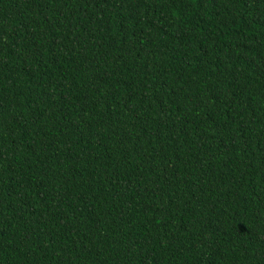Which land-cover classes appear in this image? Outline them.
Returning <instances> with one entry per match:
<instances>
[{
  "label": "trees",
  "instance_id": "trees-1",
  "mask_svg": "<svg viewBox=\"0 0 264 264\" xmlns=\"http://www.w3.org/2000/svg\"><path fill=\"white\" fill-rule=\"evenodd\" d=\"M0 264H264V0H0Z\"/></svg>",
  "mask_w": 264,
  "mask_h": 264
}]
</instances>
